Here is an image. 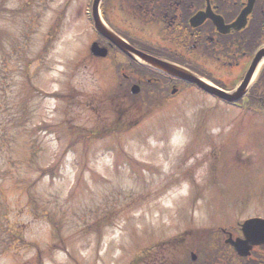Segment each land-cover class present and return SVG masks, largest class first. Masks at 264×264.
<instances>
[{
	"label": "rangeland",
	"instance_id": "rangeland-1",
	"mask_svg": "<svg viewBox=\"0 0 264 264\" xmlns=\"http://www.w3.org/2000/svg\"><path fill=\"white\" fill-rule=\"evenodd\" d=\"M123 1L104 5L115 26L167 45L161 22ZM90 6L0 0V264H133L184 237L169 254L177 264L196 233L224 239L222 228L264 217V109L187 86L121 96L130 72L116 70L122 56L91 54ZM248 62L200 69L232 89ZM259 76L247 99L262 101Z\"/></svg>",
	"mask_w": 264,
	"mask_h": 264
},
{
	"label": "flooded vegetation",
	"instance_id": "flooded-vegetation-1",
	"mask_svg": "<svg viewBox=\"0 0 264 264\" xmlns=\"http://www.w3.org/2000/svg\"><path fill=\"white\" fill-rule=\"evenodd\" d=\"M133 1L131 7L145 16V22H161L160 30L167 45L158 41L151 42L152 54L160 58L172 61L169 54L183 60L187 59L185 56H190V65L195 68L200 65L197 62L199 58L200 62L207 60L224 68L225 65L234 68L240 66L237 55L248 57L255 51L256 44L264 47V0ZM127 5L124 0L122 6L125 8ZM136 45L144 51L151 49H145L139 43H135ZM250 60L251 57L249 62ZM129 67L138 68V62L130 60ZM142 80L143 76H140L137 81ZM147 81H155L162 86H177L175 80L165 75L153 76ZM233 235L242 236V233L233 232ZM248 258L244 264H264V244L254 246ZM146 261L144 259L143 263Z\"/></svg>",
	"mask_w": 264,
	"mask_h": 264
},
{
	"label": "water",
	"instance_id": "water-1",
	"mask_svg": "<svg viewBox=\"0 0 264 264\" xmlns=\"http://www.w3.org/2000/svg\"><path fill=\"white\" fill-rule=\"evenodd\" d=\"M101 0H95V17H96V28L98 31L102 34L107 36L114 42L119 48L124 50L126 53L134 56V55H139L148 62L157 65L158 67L162 68L166 72L171 73L172 75H175L179 78H182L186 81L192 82L197 84L199 87L202 89L219 96L227 101L233 102L239 100L247 91V88L249 86V83L251 81V78L253 77V74L255 70L257 69V66L261 59L264 57V50H261L259 53L254 58V61L243 81L241 86L237 91L234 92H227L225 90L220 89L217 86H214L204 80L203 78L199 77L198 75L192 73L189 70H186L184 68H181L179 66L169 64L166 62H162L160 60L154 59L153 57L144 54L138 50H136L134 47L129 45L127 42H125L123 39H121L119 36H117L113 31H111L107 26L103 23L101 17L99 16L98 13V5ZM92 52L98 55H103V49L99 47L97 43H94L92 46ZM137 89V88H135ZM133 89V91H137ZM243 230L247 236V240H237L233 241V245L235 246V249L237 252L241 255H246L247 250H249L250 246L249 244H257V243H264V236H263V231H264V219H251L245 222L243 224ZM249 229H252L255 231L253 234L249 233Z\"/></svg>",
	"mask_w": 264,
	"mask_h": 264
},
{
	"label": "trees",
	"instance_id": "trees-1",
	"mask_svg": "<svg viewBox=\"0 0 264 264\" xmlns=\"http://www.w3.org/2000/svg\"><path fill=\"white\" fill-rule=\"evenodd\" d=\"M259 80H261V81H263L264 82V71L262 72V74H261V77H260V79Z\"/></svg>",
	"mask_w": 264,
	"mask_h": 264
}]
</instances>
